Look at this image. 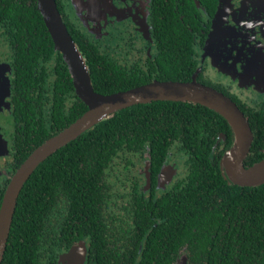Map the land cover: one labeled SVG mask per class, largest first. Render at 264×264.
I'll return each instance as SVG.
<instances>
[{"label": "trees", "instance_id": "obj_1", "mask_svg": "<svg viewBox=\"0 0 264 264\" xmlns=\"http://www.w3.org/2000/svg\"><path fill=\"white\" fill-rule=\"evenodd\" d=\"M1 1L0 21L17 31L20 44L27 33L32 48L13 74L15 116H21L27 131V153L21 164L87 108L74 94L68 69L54 50L36 0ZM218 1L153 0L151 35L157 53L146 69L122 66L99 42L67 24L58 10L85 60L93 90L111 95L154 81H191L198 67L196 48L203 47ZM196 4L204 8V17ZM38 57L44 67L43 95L34 94L32 78L27 76L37 67ZM52 61L53 71L47 72L45 65ZM195 80L238 106L253 134L244 166L261 161L264 96L239 97L201 74ZM233 142L226 120L199 104L153 101L111 114L46 158L24 182L1 264H58L57 254L73 242L86 240L89 228L96 244V252L90 255L94 264H128L126 260L173 264L181 251L188 264H264V184L238 187L226 178L222 157ZM173 151L182 157L185 177L155 202L137 197L134 185L138 183L131 177L136 160L147 154L155 182ZM125 184L130 185L126 191L133 199L128 205L119 204V195L113 194ZM118 205L126 212L114 210ZM122 214L132 221L126 229ZM105 235L111 243L122 242L121 248L116 244L105 248Z\"/></svg>", "mask_w": 264, "mask_h": 264}, {"label": "flooded vegetation", "instance_id": "obj_2", "mask_svg": "<svg viewBox=\"0 0 264 264\" xmlns=\"http://www.w3.org/2000/svg\"><path fill=\"white\" fill-rule=\"evenodd\" d=\"M152 2L153 0H58V2L55 0L57 9L59 7L61 8V15L66 19L67 24L76 26L81 33L99 42L105 52L117 61L119 60L116 55L120 54L118 49L122 51L121 58H124L125 61L137 52L133 49V41L136 40L135 31L139 36L138 40L140 39L145 42V38L148 37L147 43L150 44L152 50L149 56L146 57L148 59L146 60L145 58L143 65L140 66L143 69L147 68L146 64L154 63V56L157 53L151 35L153 29L151 19ZM0 4L4 6L1 0ZM219 5H221L220 0L210 20L209 33L203 47L196 48L198 67L194 75H192V78L193 76L196 78V76L201 74L207 81H212L216 83L215 85L242 98L264 96V86L260 84L263 79L262 70L264 69V14L259 13V10L264 6V0H228V9L225 15H223L222 20L219 19L220 21L218 20L219 16L217 18ZM196 7L201 12V17H204V8L200 7L199 4H196ZM214 27L217 28L218 33H216L212 45L207 49V41ZM33 33L36 34V32ZM219 33L222 34V39L218 46L214 47ZM27 36L28 34L26 33V37L20 44L17 39V31L11 30V27H8L6 23L0 21V133L2 135V140H0V210L6 190L14 174L26 158L35 150L19 164V160L27 153V131L25 124L22 123L23 119L21 116L18 119L15 116L16 111L12 102V90L13 74L17 67H21L18 65V62H22L27 58L32 49L28 44ZM197 45L198 40L195 46ZM112 46L113 48H111ZM108 48H111L112 51H107ZM40 49V46L36 47V50L40 51ZM36 60L37 67L32 73H28L27 76L32 78L34 87L31 90L34 91V94L43 95L42 87H44V84L41 82V79L45 76L43 71L44 67L42 58L38 57ZM139 61L136 57L133 62H119L122 66L131 69L132 67L139 68V64H137ZM53 65V61L46 63L45 70L52 72ZM255 83H257V89ZM6 86L7 92L9 91V96L7 94L5 98L6 107L2 108V92ZM241 86H244V91L240 90V93L233 91L234 87L239 88ZM46 88L50 92L51 88L49 86ZM258 89L262 90V92H259ZM244 94L246 96H243ZM71 102L73 105L75 104L73 98ZM67 104L70 106V100ZM65 108H68V106L66 107L65 105ZM169 157L163 162L161 170L156 175L155 182L150 177L147 159V171L142 175L139 174L136 176L134 180L138 183L134 185L139 190L137 197L142 196L146 202L152 198L153 202H155L166 195L176 183L185 177L174 182L169 187L175 178L177 170L176 165L173 161L171 163ZM171 164H174V166H171ZM136 170L137 174L141 171L137 167ZM129 187L130 185L125 184V189H129ZM132 200L131 191L130 193L128 191H125L123 194L120 193L118 198L119 204L123 203L125 205H128ZM114 210L119 212L120 206L118 205ZM121 216L125 220L121 221L125 224V229L131 226L132 221L130 216L128 214H122ZM104 219L106 220L107 217L105 216ZM92 229L89 228L86 234V240L77 243L73 242L67 249L61 250L57 254L56 262L58 264H65L61 260V257L68 253L71 248L80 247L85 251L83 264H94L90 262L91 252H96L95 239L90 234ZM114 244H116V247L121 248L120 245L122 242L121 244L111 243L107 235L104 236L103 246L105 248L108 246L112 247ZM142 247L143 243L138 248V254H140ZM182 252L183 255H181ZM181 253L179 254L180 258L178 257L173 264H182V259H185V264H188L184 251H181ZM126 262L129 264L130 261L126 260Z\"/></svg>", "mask_w": 264, "mask_h": 264}, {"label": "water", "instance_id": "obj_3", "mask_svg": "<svg viewBox=\"0 0 264 264\" xmlns=\"http://www.w3.org/2000/svg\"><path fill=\"white\" fill-rule=\"evenodd\" d=\"M225 1L224 4H226ZM37 8L52 40L54 50L60 54L68 69L75 95L87 109L71 125L36 148L14 174L0 210V264L16 199L24 182L34 169L98 122L133 105L153 101L189 102L216 112L226 120L234 135L233 146L222 157V168L226 178L238 187H256L264 184V158L248 168L244 166L253 134L246 117L231 99L212 87L197 83L195 76L189 82L154 81L111 95L98 94L90 84L85 60L68 34L55 0H37ZM222 12L223 10L220 9L219 17ZM216 33L218 30L214 27L207 41V49L212 45ZM61 260L65 264H83L85 251L80 247L71 248L61 257ZM182 264H185V259H182Z\"/></svg>", "mask_w": 264, "mask_h": 264}, {"label": "rangeland", "instance_id": "obj_4", "mask_svg": "<svg viewBox=\"0 0 264 264\" xmlns=\"http://www.w3.org/2000/svg\"><path fill=\"white\" fill-rule=\"evenodd\" d=\"M220 2H221V5H219L218 12L220 11V9L222 7L223 12H222L221 16L219 17L220 20H222L223 15H225L226 10L228 9L227 8V6H228V0L225 1L226 4H224V0H220ZM223 4H224V6H223ZM259 13L260 14L261 13L264 14V6L262 7V9L259 10ZM218 16H219V13L217 15V18H218ZM134 34H135L136 40L133 41V45H134L133 46V49L136 50L137 52L134 55H131L130 57H128L127 61H125L124 58H121V52L122 51H120L118 49V52H120V54L119 55H116V57L118 58V60L121 63H124V62H126V63L133 62V60L137 57V60H140L137 64H139L140 66H142L143 63H144L143 61L145 60L146 57L149 56V54H150V52H151L152 49L150 48V44L147 43L148 37L145 38V42H143L140 39L138 40L139 36L137 35L136 31L134 32ZM221 39H222V34L219 33L218 36H217V39L215 41L214 47H217L218 46V44L221 41ZM111 48H113V46ZM111 48H108L107 51H110L111 52L112 51ZM262 71H263V73H262L263 74V79H262V82L260 84L264 86V69ZM241 79L243 80V78H241ZM8 84H9V80H8ZM255 86H256V89H257V83H255ZM243 87L244 86H241L239 88L234 87L233 91L235 93H240V90L244 91V88ZM258 91L259 92H262V90H259V89H258ZM7 94L9 96V91L7 92V86H6V88L3 89V92H2V97H3V103H2V106H1L2 108L6 107V105H7L6 104V101H5V98L7 97ZM243 96H246V95L244 94ZM0 140H2L1 133H0ZM169 158H170L171 163L173 161L174 164L176 165V168H177L175 178L171 182V184L169 185V187H170V186H172V184L174 182H176L178 180H181L185 176L186 167L184 166L183 161L180 160V157L178 156V152L177 151L176 152L175 151L171 152V155H170ZM174 164H171V166H174ZM136 167L138 169L140 168V170H141V171H139L138 174H137ZM145 171H147V155H146V153H143L140 156V158H138L136 160V162H135L134 169L132 171L133 176H131V177H134L132 180H135L136 176H138L139 174H141V175L144 174ZM121 177H123V175H121ZM125 191H126L125 188H121V189H119V193H118V191L114 189L113 194L118 196V195H120V193L123 194ZM181 255H183V252L181 253ZM179 258H180V256H179Z\"/></svg>", "mask_w": 264, "mask_h": 264}]
</instances>
